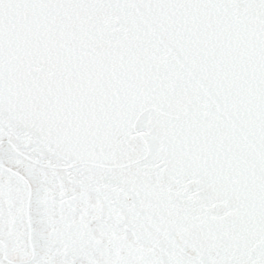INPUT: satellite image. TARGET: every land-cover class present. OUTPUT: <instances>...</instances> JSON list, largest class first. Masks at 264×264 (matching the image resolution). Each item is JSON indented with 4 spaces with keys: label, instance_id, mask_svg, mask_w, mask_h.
<instances>
[{
    "label": "snow or ice",
    "instance_id": "snow-or-ice-1",
    "mask_svg": "<svg viewBox=\"0 0 264 264\" xmlns=\"http://www.w3.org/2000/svg\"><path fill=\"white\" fill-rule=\"evenodd\" d=\"M0 264H264V0H0Z\"/></svg>",
    "mask_w": 264,
    "mask_h": 264
}]
</instances>
